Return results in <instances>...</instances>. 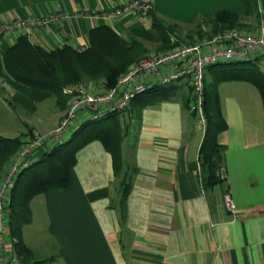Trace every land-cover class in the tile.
Wrapping results in <instances>:
<instances>
[{
	"label": "crops",
	"instance_id": "0c3cea01",
	"mask_svg": "<svg viewBox=\"0 0 264 264\" xmlns=\"http://www.w3.org/2000/svg\"><path fill=\"white\" fill-rule=\"evenodd\" d=\"M128 1L0 0V24L60 14L45 25L0 35V135H21L23 140L33 132L51 130L67 108L68 99L57 104L49 92L17 83L5 73L1 53L19 35L27 34L48 51L64 45L82 50L88 46L90 29L108 25L125 47L133 40L140 44V58L168 49L150 14L147 18L131 11L111 20L96 16ZM149 1L150 13L174 27L170 39H183L179 43L200 40L186 34L216 10L243 14L245 9L242 0ZM263 16L264 0H256L253 9L241 16L246 24L242 29H253ZM219 75L206 69V84ZM94 84L99 91L106 89L101 82ZM213 87L227 124L216 136L224 146L222 183L206 187L201 180L199 148L204 131L196 114L188 110L191 89L186 79L154 86L136 96L126 111L100 118L89 128L110 133L122 161L120 173L115 172L109 147L95 137L77 150L65 188L49 189L31 199V221L23 226L22 239L36 260H47L45 264H264L262 99L257 87L244 79H222ZM255 89L261 100L259 114ZM88 120L80 114L59 139L35 150L34 161L68 140ZM123 177L130 181L124 210L119 206ZM225 191L231 194L234 213L222 206ZM9 238L8 234L6 246L12 254Z\"/></svg>",
	"mask_w": 264,
	"mask_h": 264
},
{
	"label": "trees",
	"instance_id": "16d2710c",
	"mask_svg": "<svg viewBox=\"0 0 264 264\" xmlns=\"http://www.w3.org/2000/svg\"><path fill=\"white\" fill-rule=\"evenodd\" d=\"M242 2L245 8L243 14L226 9L216 10L210 19L197 21L186 37L191 38L196 35L202 39L224 29L243 28L246 24L242 22L241 16L253 9L256 0H242ZM149 14L153 27L157 28L161 34L162 44H167L166 48L170 49L180 44L179 41L183 39L179 38L177 41L170 39L174 27L161 23L150 11ZM204 25H208L209 30H204ZM139 47L141 46L136 40L125 47L121 43L120 35L112 27L101 25L90 29L88 46L82 50L64 45L48 51L32 42L24 33L2 51L1 58L5 73L13 81L36 90L49 92L57 104H65L68 97L64 93V88L68 85L80 81H92L96 84L101 82L106 89L113 87L127 68L140 59ZM208 68L215 69L221 75L215 76L213 83L207 84L204 77L203 111L206 126L199 148V163L203 185L214 187L225 180L216 176V171L222 168L224 150V146L217 142L216 136L227 128V124L221 114L218 96L213 86L215 82L222 79H244L252 82L260 93L264 117V71L260 69L255 59L218 63ZM189 102L190 99L187 101L188 108ZM115 113L117 112L108 115ZM96 122L98 121L83 122L68 140L56 145L40 159L24 168L14 181L8 228L13 253L18 258L17 264L46 263L47 260H36L32 250L24 244L22 228L31 221L30 201L36 194L49 189L65 188L69 184L70 174L76 161V152L80 147L95 137L101 139L111 150L115 172L120 173L122 161L119 151L112 144L110 133H105L102 129H89ZM21 144V135L16 137L0 135V175L9 158ZM129 187V180L121 181L119 206L123 210Z\"/></svg>",
	"mask_w": 264,
	"mask_h": 264
},
{
	"label": "built area",
	"instance_id": "2783aa9c",
	"mask_svg": "<svg viewBox=\"0 0 264 264\" xmlns=\"http://www.w3.org/2000/svg\"><path fill=\"white\" fill-rule=\"evenodd\" d=\"M149 0H130L114 10L102 11L96 16L111 20L134 11L149 18ZM51 17L15 18L0 24V35L15 29L45 25ZM256 60L264 66V16L251 30L238 27L221 30L210 37L188 44H177L166 51L133 62L117 80L104 90L96 89L92 81L77 82L64 88L68 97L67 108L56 126L42 134L34 133L24 138L20 148L11 156L0 175V264H17L18 258L6 246L9 234V206L11 190L18 174L34 162L33 153L44 144L59 139L68 131L80 114L98 120L110 113L124 112L139 94L157 85L169 84L185 78L191 89L188 110L196 114L197 125L204 131L206 117L203 111L205 70L212 65L231 61ZM220 168L216 176L225 179ZM222 206L229 213L235 212L230 192L222 193Z\"/></svg>",
	"mask_w": 264,
	"mask_h": 264
},
{
	"label": "rangeland",
	"instance_id": "374dc122",
	"mask_svg": "<svg viewBox=\"0 0 264 264\" xmlns=\"http://www.w3.org/2000/svg\"><path fill=\"white\" fill-rule=\"evenodd\" d=\"M180 44H188V43H180ZM141 59V58H140ZM260 67V69L261 70H263L264 71V66H259ZM80 82H83V81H80ZM229 84V83H228ZM255 99H256V105H255V107H256V113L258 112V114L261 112V100H260V97H259V93H258V91L255 89ZM252 104H255V100H252ZM254 107V108H255ZM118 121H120V118H118ZM54 128V127H53ZM49 131V130H48ZM48 131H44V132H48ZM44 132H42V131H36V132H34V133H37V134H42V133H44ZM31 134H33V133H31ZM30 134V135H31ZM24 140V139H23ZM23 140H22V142H23ZM21 146V145H20ZM20 146H19V148H20ZM18 148V149H19ZM17 149V150H18ZM16 150V151H17ZM15 151V152H16ZM14 152V153H15ZM14 153H13V155H14ZM11 158V157H10ZM10 158H9V160L8 161H10ZM8 164V163H7ZM7 168H5V170H6ZM10 239V238H9ZM34 256V255H33ZM35 258V257H34ZM36 259V258H35Z\"/></svg>",
	"mask_w": 264,
	"mask_h": 264
}]
</instances>
